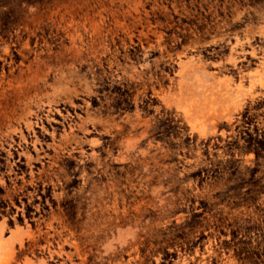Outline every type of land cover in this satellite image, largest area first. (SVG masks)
<instances>
[{"label": "rangeland", "instance_id": "1", "mask_svg": "<svg viewBox=\"0 0 264 264\" xmlns=\"http://www.w3.org/2000/svg\"><path fill=\"white\" fill-rule=\"evenodd\" d=\"M0 264H264V0H0Z\"/></svg>", "mask_w": 264, "mask_h": 264}]
</instances>
